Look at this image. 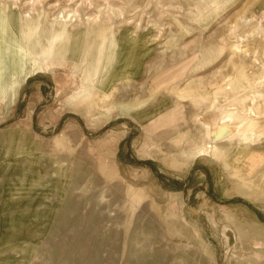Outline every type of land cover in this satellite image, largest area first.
I'll return each instance as SVG.
<instances>
[{
	"label": "rangeland",
	"instance_id": "obj_1",
	"mask_svg": "<svg viewBox=\"0 0 264 264\" xmlns=\"http://www.w3.org/2000/svg\"><path fill=\"white\" fill-rule=\"evenodd\" d=\"M0 10V264H264V0Z\"/></svg>",
	"mask_w": 264,
	"mask_h": 264
},
{
	"label": "crops",
	"instance_id": "obj_2",
	"mask_svg": "<svg viewBox=\"0 0 264 264\" xmlns=\"http://www.w3.org/2000/svg\"><path fill=\"white\" fill-rule=\"evenodd\" d=\"M0 12H1V10H0ZM14 26H16V23H14ZM19 30L20 31H23L22 29H19ZM19 30L18 29L17 30L14 29L12 31V33H13V35L15 37L14 46L18 50V54H17V56H14V60H12V65H10L9 62H8V54H5V56H4V58H5L4 63L5 64L3 66L4 70L6 71V74H8V75H9V71L12 70V74H13L12 77H13V79H17L16 77L19 76L20 74H21V76L23 75V77H25L23 79H19V80H21V82L19 81L18 82L19 83L18 86H16L14 88L13 95H16V96L19 94V90H20L21 84L24 82V80H26L27 78H29L27 76L29 74H31V73H37L38 71H45L46 66H44V65H46L49 62V61H47V59H37V58H34V54L35 53L33 54V51L30 50V47L32 46L31 43H30L31 41L28 42V44H27L28 46H24V45H22V43L20 41L21 38H19L20 36H23L24 37V40H30V38L32 36L30 34H28V33H26L28 35H21L22 34L21 33L20 36L18 37V32L17 31H19ZM24 33L25 32H23V34ZM55 39H56V37H55ZM1 52L2 51L0 49V53ZM52 54H53V52H52V48H51V55Z\"/></svg>",
	"mask_w": 264,
	"mask_h": 264
},
{
	"label": "bare ground",
	"instance_id": "obj_3",
	"mask_svg": "<svg viewBox=\"0 0 264 264\" xmlns=\"http://www.w3.org/2000/svg\"><path fill=\"white\" fill-rule=\"evenodd\" d=\"M7 26H8V20L6 19L5 14L1 10V12H0V49H1L2 52L0 53V62L2 61V67L0 68L1 69L0 70V74H6V71L3 68V63H4V60H5V58H4L5 54H8V62H9L10 65H12V60H14V56H17V54H18V50L14 46L15 37H14L12 32L10 34H7V29H6ZM33 54H34V52H33ZM9 73L11 75H13L12 74V70L9 71ZM219 129L221 130V129H224V128L222 126H220Z\"/></svg>",
	"mask_w": 264,
	"mask_h": 264
}]
</instances>
